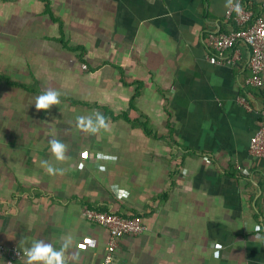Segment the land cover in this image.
<instances>
[{
  "label": "crops",
  "instance_id": "1",
  "mask_svg": "<svg viewBox=\"0 0 264 264\" xmlns=\"http://www.w3.org/2000/svg\"><path fill=\"white\" fill-rule=\"evenodd\" d=\"M234 2L0 0V52L20 60L0 71L16 82L0 83V245L67 238L66 264H100L109 235L89 208L146 228L112 264H264V160L249 154L264 88L245 86L246 46L234 65L208 60ZM48 90L60 103L37 110ZM97 113L107 127L85 130Z\"/></svg>",
  "mask_w": 264,
  "mask_h": 264
},
{
  "label": "built area",
  "instance_id": "2",
  "mask_svg": "<svg viewBox=\"0 0 264 264\" xmlns=\"http://www.w3.org/2000/svg\"><path fill=\"white\" fill-rule=\"evenodd\" d=\"M239 9V10H237ZM227 17L232 18L235 28L227 33L214 32L209 34V44L215 51L214 57L208 60L214 64L234 65L239 61L237 46L244 45L248 49L246 67L249 75L245 86L253 89H263L264 81V20L253 12L249 0H235L230 6ZM241 103L251 110L245 99ZM260 115L259 128L250 140L249 154L252 158L264 160V105L258 111ZM246 172V171H245ZM83 217L90 223L97 224L108 232V243L105 256L100 264H112L118 241L125 236H137L145 231L140 217H125L114 212H103L96 209H84ZM26 251L0 245V259L6 264H13L26 258Z\"/></svg>",
  "mask_w": 264,
  "mask_h": 264
},
{
  "label": "clouds",
  "instance_id": "3",
  "mask_svg": "<svg viewBox=\"0 0 264 264\" xmlns=\"http://www.w3.org/2000/svg\"><path fill=\"white\" fill-rule=\"evenodd\" d=\"M239 10V9H237ZM60 93L55 90H48L43 94L39 95L36 99L35 108L37 110H48L51 106L60 103ZM78 121L85 130L95 133L101 128H106L105 118L97 113L96 119L93 121L91 117H79ZM51 143V151L55 155L56 160L62 161L65 159L66 145L58 140H53ZM42 165L46 166L49 174H54L57 169L48 165L47 161H42ZM126 195V193H121ZM261 230L260 225H256V231ZM72 240L65 239L61 249L57 250L52 244L45 243L41 240H36L32 243L31 247L26 250L27 264H66L64 249L69 247ZM214 255L218 258L219 253L216 252Z\"/></svg>",
  "mask_w": 264,
  "mask_h": 264
},
{
  "label": "rangeland",
  "instance_id": "4",
  "mask_svg": "<svg viewBox=\"0 0 264 264\" xmlns=\"http://www.w3.org/2000/svg\"><path fill=\"white\" fill-rule=\"evenodd\" d=\"M1 47V46H0ZM18 61H20L19 59H11V58H8L6 57L4 54H2L0 52V71L3 70L5 68L4 66V62L8 63V70H9V66L10 65H13L15 62L17 63ZM11 76V75H10ZM11 82V86H13L12 84L13 83H16L14 82V80H11L8 76H5V75H0V83H3L6 84L7 86H9V83ZM36 94H40L41 92H35ZM2 105V104H1Z\"/></svg>",
  "mask_w": 264,
  "mask_h": 264
},
{
  "label": "trees",
  "instance_id": "5",
  "mask_svg": "<svg viewBox=\"0 0 264 264\" xmlns=\"http://www.w3.org/2000/svg\"><path fill=\"white\" fill-rule=\"evenodd\" d=\"M4 1H13V0H4ZM253 12L255 13L254 9H253ZM256 14V13H255ZM257 15V14H256ZM263 100H264V93H263Z\"/></svg>",
  "mask_w": 264,
  "mask_h": 264
}]
</instances>
